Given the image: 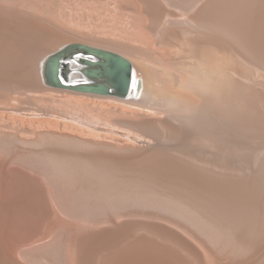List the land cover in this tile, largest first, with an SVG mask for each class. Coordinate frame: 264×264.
Instances as JSON below:
<instances>
[{"label":"bare ground","instance_id":"1","mask_svg":"<svg viewBox=\"0 0 264 264\" xmlns=\"http://www.w3.org/2000/svg\"><path fill=\"white\" fill-rule=\"evenodd\" d=\"M0 264H264V0H0Z\"/></svg>","mask_w":264,"mask_h":264},{"label":"water","instance_id":"2","mask_svg":"<svg viewBox=\"0 0 264 264\" xmlns=\"http://www.w3.org/2000/svg\"><path fill=\"white\" fill-rule=\"evenodd\" d=\"M78 52V54H74ZM77 55H84L94 61L82 60L81 75L85 82L71 86L80 92L107 95L115 93L124 97L131 84L129 63L118 55L80 45H70L61 50L50 66V79L55 86L66 85V65Z\"/></svg>","mask_w":264,"mask_h":264}]
</instances>
